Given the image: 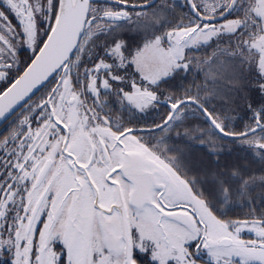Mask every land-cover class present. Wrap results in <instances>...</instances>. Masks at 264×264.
<instances>
[{
	"label": "snow or ice",
	"instance_id": "snow-or-ice-1",
	"mask_svg": "<svg viewBox=\"0 0 264 264\" xmlns=\"http://www.w3.org/2000/svg\"><path fill=\"white\" fill-rule=\"evenodd\" d=\"M0 264H264V0H0Z\"/></svg>",
	"mask_w": 264,
	"mask_h": 264
}]
</instances>
